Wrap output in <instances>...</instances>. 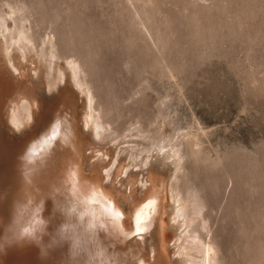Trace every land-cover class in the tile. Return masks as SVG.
Segmentation results:
<instances>
[{"label": "rangeland", "instance_id": "obj_1", "mask_svg": "<svg viewBox=\"0 0 264 264\" xmlns=\"http://www.w3.org/2000/svg\"><path fill=\"white\" fill-rule=\"evenodd\" d=\"M0 18V85L38 103L32 125L15 133L6 120L7 97L0 101L5 152L20 150L51 103L68 101L81 140V171L126 211L151 185L145 182L151 161L177 146L185 156L178 167L167 158L174 170L159 178L156 226L164 263L181 258L174 255L171 196L191 186L204 201L193 227L215 243L217 261L264 264V0H0ZM18 35L27 36L23 42L33 50L24 58L13 48L20 66L14 70L4 45ZM49 41L54 68L68 73L67 62H78L104 129L99 137L84 126L87 98L71 76L48 92L52 75L41 52L49 51ZM193 136L203 137L197 154L190 153ZM150 145L163 151L133 150Z\"/></svg>", "mask_w": 264, "mask_h": 264}, {"label": "bare ground", "instance_id": "obj_2", "mask_svg": "<svg viewBox=\"0 0 264 264\" xmlns=\"http://www.w3.org/2000/svg\"><path fill=\"white\" fill-rule=\"evenodd\" d=\"M25 35H18V38L13 37L9 41L8 36L4 39L7 40L4 41L5 45L3 44L5 57L8 65L14 70H18L20 66L15 61L13 48L19 47L21 51L19 53L24 58L32 49L30 43L23 42V39H28ZM51 43L49 51L43 53L41 48V54L47 57H44L45 60L39 53V57L47 62L48 75H52L51 78L48 75L46 78L48 92L59 88L61 81L71 76L72 83L79 90L78 92L84 93L87 98L88 107L82 119L84 126L89 128L94 136L99 137L102 133L100 129H104L98 120V115L94 113L92 94L83 87V81L81 82L79 78L78 62H67L66 67L71 70L68 73H66L67 70L63 71L64 67H60L61 70L54 68L53 58H56V51L53 50V42ZM46 46L43 47L46 48ZM17 50L15 48V51ZM41 58L39 59L42 60ZM56 70L57 73H55ZM3 86V84L0 85V101L7 97L5 110L8 109V111L5 113L10 127L18 131L32 125L38 103L17 91L8 94L2 89ZM63 99L66 100L67 97L63 96ZM48 110V115L40 118L34 132L25 139L20 150L18 148V152L15 154L5 152L0 144V170L2 171L0 173V264H8L6 257L9 249L16 244H18L16 249L21 248V244L26 243L27 235L36 240L44 238L39 250L43 257L39 259L38 264H45V261L49 260L46 255L49 249L60 250L64 247L66 249L62 252L60 264H166L163 258L165 255L162 256L160 252L161 246L156 226L162 204L159 178L163 179L169 171L174 170L173 167L178 160L182 155L185 156V154L180 155L183 149L173 145L167 157L163 156L162 159L157 157L158 161L154 162V159L151 161L152 164L148 167L145 176V182H150L151 185L144 192L142 189L139 193L140 198L135 197V202H132L133 199L128 202L124 211L113 200V194L102 187L97 178L87 176L81 171V161H79L81 140L75 127V110L71 103L53 102ZM203 137L198 139L193 136L189 140L191 154H197L202 149L199 146L203 143L201 141ZM137 144L140 146L139 142ZM137 144H135L136 147ZM142 146L141 150L140 147L133 149L134 146L132 149L136 150L137 154L142 151L148 152L155 147L158 149L157 153L163 149V146ZM136 153L134 156H137ZM167 158H174V165L168 163ZM142 163L145 165L150 163L148 156ZM177 165L175 167H178ZM109 176H111L110 172L105 177ZM122 184L125 185L126 181ZM184 189H180V192L177 191L171 196L173 204L169 207V215L173 221L171 227L176 230L174 255L176 253L181 256L175 262L176 264H220L216 258L215 243L203 240L197 233V229L193 227L197 217L202 213L204 201L195 187L188 186ZM181 190L184 191L181 192ZM45 205L47 211L43 213ZM48 225H50L49 228H47ZM169 239L172 240L171 236ZM192 250L199 252L198 254L201 253L199 259L191 255ZM15 251L10 255L11 263L9 264H27L24 260L26 255L23 259L20 255L23 250L17 253ZM36 263L37 261L32 262V264Z\"/></svg>", "mask_w": 264, "mask_h": 264}, {"label": "water", "instance_id": "obj_3", "mask_svg": "<svg viewBox=\"0 0 264 264\" xmlns=\"http://www.w3.org/2000/svg\"><path fill=\"white\" fill-rule=\"evenodd\" d=\"M24 130L21 128L18 131L22 132ZM18 131H15V133H17ZM45 202L47 203V201H45ZM46 211H47V206L45 205L43 213H45ZM4 226H5V224H4ZM49 227H50V225H48L47 228H49ZM26 237H28L26 239V243L21 244V246H20L21 248L16 249L17 245H18V244H16L13 247H11V249H9V253L7 254V257H6V261H7L8 264L11 263L10 255H12V252L14 250H16L15 253H17V251H19V250H23L22 252L21 251H19V252H21L20 255H21L22 259L26 255L24 260L27 261V264H32V262H36V261H37L36 264L40 263L39 259L41 257H43V256H42V254L40 253L39 250H40L41 241H43L44 238L41 239V240H36V239H32L28 235ZM65 249H66V247L61 248L60 250L59 249L56 250L55 248L49 249L48 254H46L47 257H49V260H46L45 264H60L62 262L61 261L62 252ZM15 253H13V254H15Z\"/></svg>", "mask_w": 264, "mask_h": 264}, {"label": "clouds", "instance_id": "obj_4", "mask_svg": "<svg viewBox=\"0 0 264 264\" xmlns=\"http://www.w3.org/2000/svg\"><path fill=\"white\" fill-rule=\"evenodd\" d=\"M23 158V157H22Z\"/></svg>", "mask_w": 264, "mask_h": 264}]
</instances>
